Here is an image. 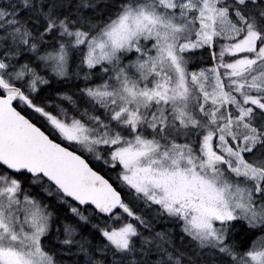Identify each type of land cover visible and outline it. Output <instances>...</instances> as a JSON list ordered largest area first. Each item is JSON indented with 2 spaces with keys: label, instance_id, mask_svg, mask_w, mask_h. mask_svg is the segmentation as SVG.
Masks as SVG:
<instances>
[{
  "label": "snow or ice",
  "instance_id": "1",
  "mask_svg": "<svg viewBox=\"0 0 264 264\" xmlns=\"http://www.w3.org/2000/svg\"><path fill=\"white\" fill-rule=\"evenodd\" d=\"M0 264H264V0H0Z\"/></svg>",
  "mask_w": 264,
  "mask_h": 264
}]
</instances>
